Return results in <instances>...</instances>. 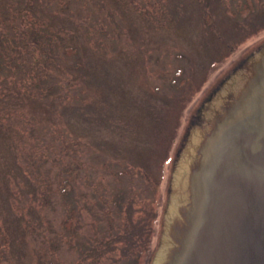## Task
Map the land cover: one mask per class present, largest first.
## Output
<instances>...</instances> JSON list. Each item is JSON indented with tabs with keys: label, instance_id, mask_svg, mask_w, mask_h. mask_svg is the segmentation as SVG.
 <instances>
[{
	"label": "rangeland",
	"instance_id": "obj_1",
	"mask_svg": "<svg viewBox=\"0 0 264 264\" xmlns=\"http://www.w3.org/2000/svg\"><path fill=\"white\" fill-rule=\"evenodd\" d=\"M263 40L264 0H0V264L154 247L175 124Z\"/></svg>",
	"mask_w": 264,
	"mask_h": 264
},
{
	"label": "water",
	"instance_id": "obj_2",
	"mask_svg": "<svg viewBox=\"0 0 264 264\" xmlns=\"http://www.w3.org/2000/svg\"><path fill=\"white\" fill-rule=\"evenodd\" d=\"M179 128L149 264H264V40Z\"/></svg>",
	"mask_w": 264,
	"mask_h": 264
},
{
	"label": "trees",
	"instance_id": "obj_3",
	"mask_svg": "<svg viewBox=\"0 0 264 264\" xmlns=\"http://www.w3.org/2000/svg\"><path fill=\"white\" fill-rule=\"evenodd\" d=\"M187 103H189V101L186 102V105H187ZM167 112H168V105L167 106L165 105L163 107V113H162V117H161V120H160L159 127H163L162 126V123L165 121L164 115L166 116ZM180 113H178V118L179 119H180ZM177 123H178V119H177ZM165 126H167V125H165ZM177 128H178V124H175V130H174V132H176V129ZM172 143H173V141H172ZM170 146H171V144H170ZM170 146H169V148H170ZM155 148H156V146H155ZM167 148H168V146H167ZM168 159L169 158H168V154H167L166 157H165V160H164V162L162 164V171H164V169H165L166 162H167V165H168ZM158 188H160V183H158V185H157L156 196H155V198L157 197L156 200H155V202H156L155 206L157 208H159L161 206V203H162V200H163V199L161 200V197L164 198V195L162 194V192L160 190H158ZM152 222H155V224H157V222H158L157 216H156V218L155 217L152 218ZM153 236L155 237V228H151L150 233H149V236L147 237V244L143 247V250L142 251H139L138 256L134 260V264H147L148 259H149V256H150V253H151V251L153 249V245L151 244V241H152V237Z\"/></svg>",
	"mask_w": 264,
	"mask_h": 264
}]
</instances>
